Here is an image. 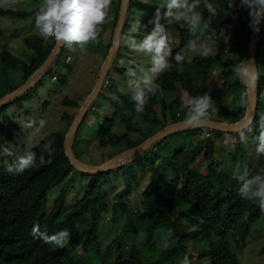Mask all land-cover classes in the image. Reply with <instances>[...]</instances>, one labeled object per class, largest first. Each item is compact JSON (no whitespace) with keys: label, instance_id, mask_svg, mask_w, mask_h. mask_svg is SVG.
<instances>
[{"label":"trees","instance_id":"trees-1","mask_svg":"<svg viewBox=\"0 0 264 264\" xmlns=\"http://www.w3.org/2000/svg\"><path fill=\"white\" fill-rule=\"evenodd\" d=\"M209 2L216 6L217 14L211 18L210 28L205 31L204 36L209 38L210 42L215 41L221 37L220 33L223 29L229 39L250 44L253 31L248 27V10L239 5V0H235L231 7L228 6V0H209ZM15 5L16 2L7 8L0 6V16L7 15L15 19L30 18L34 22V14L40 4L34 8L29 7L30 5L20 8L14 7ZM120 5L121 0H112L111 19L99 26L97 42L88 44L92 45L98 54L97 57L102 60L106 58L113 44ZM135 6L138 7L137 11L133 8ZM156 8L163 7L140 0H128L120 43L128 34L131 24L137 20L146 26L141 27L139 32L134 34L137 40L150 32L153 25L148 23L149 20L144 19L141 10L151 13ZM198 11H201L204 18L210 15L204 8L203 2ZM139 14L142 17L133 21L132 18ZM165 26L178 29L177 41L173 42L174 56L193 37L183 22ZM108 30L110 31L109 39L102 44L101 38ZM202 38L201 36L200 39ZM22 40L32 51L28 61L7 51L0 53L2 69L20 70L21 84L42 65L56 44L55 40L45 41L37 34L26 35ZM66 47L62 45L53 61L56 62L55 65L63 62L64 69L70 71V64L65 62V59L64 61L61 59ZM117 51L118 57L135 61L132 57L121 54L119 48ZM170 62L172 67L160 73L156 79L163 89V94L150 97L143 113L135 112L134 104L130 100L131 91L118 89L112 80L108 81L104 88L112 91L113 95L102 94L101 99H108L110 109L107 113L100 114L101 105L96 102L91 103L70 140L73 156L78 159L72 150L73 142L77 139L80 125L88 112L92 114L93 121L90 124L91 128L88 127L91 130L86 131L85 134L89 133L91 137L88 139L83 134L84 137L80 139L86 140L87 147L94 141L95 144L92 143V145H96L101 150L115 145L121 146L115 153H110V159L155 134L150 130L143 131L141 127H136L134 118L151 127L161 126L159 131L167 125L169 114L180 119L178 121H183L181 118H184L186 108L182 106V100H187L189 96L208 94L214 102L213 107H217L222 115L220 123L233 125L245 118L248 90L239 76L234 72L236 77L233 80H226L225 88L216 85L213 80L212 71L225 66V62L217 54L196 56L190 63L185 61L176 64L171 58ZM147 63L144 64L147 66ZM112 64L113 62L110 67ZM237 64L233 65L234 69L239 66ZM112 69L119 76L127 79L124 75L126 67L112 66ZM222 72L227 73L225 70ZM254 72L257 74L255 109L251 125L248 123L242 130L246 132L247 127L251 126L253 134L248 136L247 145H241L239 132L236 133L234 142L237 148L229 153V159L232 160L234 168L236 163L241 162L243 168L250 169L251 165L248 161L256 153L254 136L257 134L260 119L264 117V22L257 35ZM52 76L62 85L67 82V76L64 73ZM37 84L32 82L23 93L30 94ZM16 88L14 87L13 90ZM242 93L246 94L244 106L239 103ZM4 96V94L0 95V98ZM18 97L20 101V96L17 95ZM61 101L66 106H78L76 100L67 96H64ZM2 106L0 110L3 109ZM212 113L210 110L209 120H212ZM62 118L66 121L70 119L65 131L50 132L31 147L37 159L41 155L44 156V164L37 163V166L26 169L18 175L7 173L4 166L0 164V264H165L177 253H180L183 259L185 256L189 259L196 253L199 261L204 260L202 264H241L236 249L244 248L253 225L259 221L264 211L260 210L257 203L245 200L239 195L241 185L237 179L239 173L236 174L233 171L234 168H231L230 172L223 170L220 167L222 163L214 157L217 152L219 156L224 154L220 151L221 145L220 148L216 146L220 143L216 144L215 139L223 141L219 130H210L202 126L204 128L202 132L212 133V138L201 137L191 149L176 150L169 155H162L156 150L157 143H154L141 157L139 152H135L123 157L103 172L90 174L77 170L65 155L64 140L74 117L64 112ZM14 130L10 117L4 115L0 121V144L4 145L13 141ZM128 132H137L141 136L137 140H132L127 135ZM49 140L52 141L53 148L51 155L44 151V145ZM24 150L22 149V153ZM259 157L264 164V155ZM12 159L13 157H10V160ZM144 168L149 174L148 183L141 192V198L136 201L137 210L133 211L130 207L134 202L130 195L139 186L138 172ZM237 170L243 173L239 171V168ZM167 172H171V176L166 186L163 180ZM77 173L81 175V178H85L86 185L73 186V179ZM116 177L120 179L115 180ZM119 184L120 188L115 190ZM56 187H59L58 193L50 199L49 194ZM71 189H76L78 194L69 200ZM177 198L185 201L195 213L185 218L189 226L193 227L190 230L177 228L179 226L177 215L181 214V212L177 214L175 210ZM34 224H38L41 231H46L48 234L68 229L69 243L60 249L33 239L30 232ZM106 228L114 230L108 233ZM157 228L166 232L169 237L167 240H174L172 246L160 251L156 258L149 261L143 259L141 249L135 246H131L127 255L123 254L124 239L130 230L137 229L150 239ZM80 236L83 237L82 251L78 253L71 242ZM103 239L106 241L103 242ZM190 239L206 240L208 245L193 252L182 243L183 240ZM113 249L117 250L114 258L111 257ZM178 261L182 262L179 258ZM189 264H191L190 260Z\"/></svg>","mask_w":264,"mask_h":264},{"label":"rangeland","instance_id":"rangeland-1","mask_svg":"<svg viewBox=\"0 0 264 264\" xmlns=\"http://www.w3.org/2000/svg\"><path fill=\"white\" fill-rule=\"evenodd\" d=\"M140 1L146 3H155L163 7V0ZM14 2H16V5L14 7L20 8L22 6L28 7V5H30L29 7L34 8L37 6V4H41L42 0H0V6L7 8L10 6V4ZM133 8L135 9V11L138 10L137 6ZM141 11H143V17L145 20H150L151 18H153L155 13V10H153L151 13L147 10ZM140 17L142 16H140L139 14L137 17L132 18V20L135 21ZM161 22L165 25H170V23L175 22L179 24L181 23L175 20L171 22H164L162 20ZM165 28L166 31L173 37V42H176L178 36V29L173 26H165ZM30 34L39 35L38 30L35 29L34 22H32L30 18L15 19L7 15L0 16V53L7 51L13 55L22 58L25 61H28L32 54V51L25 46L22 39L24 36ZM191 34L193 39L196 40H200V37L202 36L199 31ZM109 35V30L105 34H103L101 38L102 44L108 41ZM49 40L53 41L54 39L50 38ZM118 48L120 49L121 54L126 55L127 57H132L137 62L147 63V58L144 57L143 54L132 52L130 49L127 48L123 41L122 43H120ZM117 52L118 51L116 50V53L112 60V66L127 67L129 59L118 57ZM210 54H217L220 59L225 62L224 68L219 67L216 70L212 71L213 80L215 84L219 85L222 88H225V81L233 80L236 77L233 65L238 63L239 67H241L242 62L246 59V57L249 56L250 44H244V42H239L235 39H228V41L226 42V38L219 37L215 41L209 43L208 55ZM97 56L98 54L95 52L92 45L87 44L82 48L66 47L61 59H63V61L65 59V62H68L70 64V71H66L64 69L63 62H61L59 65H55L56 62L53 61L51 62V65L47 67V69H45L39 76L34 79L33 83H38L34 91H32L30 94L25 92L18 95L20 96V101H18L19 97L17 98L16 96L4 103L3 106L0 105V108L1 106L3 107V109L0 110V121H2L4 115H8L11 120V125H13L15 128L13 141L5 143L4 146L11 147L14 155H20L22 154V149H26L27 147H33L41 140L42 136L53 131H65L67 129L70 119L67 121L66 119H63V113L66 112L69 114V116L71 115L75 119L77 113L81 109L89 93L95 86L101 65L103 63L102 58ZM112 66L109 67L107 71L108 77L106 75L105 79H109L108 81L112 80L114 86L118 89L121 88L123 90L131 91L126 83V80L119 76L116 71L112 69ZM251 67L252 68L248 69L250 74L253 72V63ZM51 70L52 72L50 73ZM222 70H225L227 73L223 74ZM60 73H64L67 76V82L63 85L61 83H58L57 79H54V77L52 76L53 74L56 75ZM22 84L21 71L18 69L3 70L0 60V95H8L19 87H21ZM14 87L17 88L13 90ZM102 94H106V96H112L113 92L109 91V89H101L96 99H94L93 102H96L97 104L101 105V107L99 108L100 114L107 113L110 109L108 99H106L107 101L101 99L103 97ZM64 96L76 100L78 102V106L71 107L62 104L61 100ZM214 108L215 111L212 113L211 118L213 121L219 122V120L222 119V115L217 110V107ZM40 119H44L46 121L44 128H40L38 126V122ZM167 119L168 121L166 122L167 125L165 127L177 122H181L178 121L180 119L175 118L172 114H169ZM133 120L135 126L141 127L143 131L150 130V132L156 133L158 129L161 128V126L151 127L148 124L137 121L136 118H134ZM92 121V114L88 112L84 122L82 123V125H80V133L77 136V139H75V141L73 142L72 150L76 154L78 160L81 161L83 164L88 166H97L108 162L110 159V153H115L118 149H120L121 146L115 145L112 148L109 147L101 150L96 145H92V143L95 144V142L93 141L87 147L86 140L84 138L80 139V137H84L83 134L87 136L88 139L91 137L89 133L88 135H86L85 133H87L86 131L89 132L91 130L90 124L92 123ZM29 123H31V127L26 126ZM88 127L90 128L88 129ZM208 129L211 130V128ZM203 130L204 128L202 127H187L178 129L154 142L155 144L157 143L155 146L156 150L162 155H169L170 153H173L176 150L191 149L198 139H201V137L203 139L207 138L204 136V133L206 132H202ZM212 130L215 129L212 128ZM236 133L237 132L230 133L220 131L223 141L220 142L218 139H215V141L217 142L216 144L220 143L219 145H216L217 148H220L221 145L220 151L224 154L222 156H219L217 152L215 153L214 157L219 163H222L220 167L223 170L229 172L231 168H234L232 160L229 159V153L233 149L237 148V145L234 142ZM127 135L132 140H137L141 136L137 132H128ZM209 137L212 138V133ZM153 144H151L150 146H152ZM240 144L247 145V141H240ZM148 148L149 147H146V149L139 151V156L141 157L142 154L148 151ZM249 155H251V153H249ZM7 159L11 161L10 157H8ZM249 162L251 165L250 169H247L246 167L243 168V164H241L240 162L239 164H235V168L233 171L236 172V174L239 173L238 175L246 173L248 178H253L258 175H264V164L262 163L257 153H254V156L248 161V163ZM157 166L159 167L160 164L158 163ZM238 168L239 171L241 170L243 173L238 172ZM138 176L140 178L139 186H137L130 195L131 200L134 202L130 207L133 211L137 210L138 208V203L136 201L141 198V192L145 185L148 183L149 174L144 168L143 170L138 172ZM170 176L171 172H167L163 180V182L166 183V186L168 185ZM114 179L118 180L120 179V177H116ZM86 183L87 182L85 178H81V175L77 173V175L73 179L72 184L73 186L78 187L86 185ZM120 186L121 185L119 184V187L117 186L115 190L119 189ZM58 190L59 187L53 189L49 194V198L53 199L57 195ZM76 194H78L76 192V189H71L69 191V200L72 199V197H74ZM175 210H177V214L181 212V214L177 215L179 216V226L177 227L178 230L192 229L193 227L189 226V223L185 220V218L188 216H193L195 214L193 209L185 201L177 198L175 199ZM105 230L108 231V233H111L114 229L106 228ZM82 238L83 237L80 236L76 240L71 242V245L76 250H78V253L82 251ZM167 238H169L168 235L161 228H157L154 235L150 239H147L146 235H144L141 231H138L137 229L136 231L130 230V232L125 236L124 239L125 245H123L122 249L123 254L127 255L130 251L131 246H135L141 249L143 259L145 261L153 260L157 257L160 251L167 249L168 247L174 244V240H167ZM105 241L106 240L103 239V242ZM182 243L188 246L193 252H196L199 248L208 245V242L206 240L201 241L200 239L183 240ZM262 248H264V214L259 219V221L253 225L251 233L246 240L244 248L236 249L241 264H264V251H262ZM116 255L117 250L113 249L111 251V257L114 258ZM178 258L180 259V261H183L182 255L180 253H177L175 256H173V258H171L170 261H167L165 264H181L179 263ZM188 260H190L191 264H202L204 262L203 259L200 261L198 260V258L196 257V253H194Z\"/></svg>","mask_w":264,"mask_h":264},{"label":"clouds","instance_id":"clouds-1","mask_svg":"<svg viewBox=\"0 0 264 264\" xmlns=\"http://www.w3.org/2000/svg\"><path fill=\"white\" fill-rule=\"evenodd\" d=\"M201 2L210 14L208 18H204L201 11H198ZM234 3L235 0H228L229 7ZM111 4L112 0H42L34 14V26L45 41L51 38L68 48H82L90 42H97L99 26L111 19ZM239 5L248 10L249 29L258 33L259 25L264 21V0H239ZM216 14V6L209 0H163V8H156L153 18L148 21L153 25L151 31L142 39L137 40L134 34H137L141 27L146 26L142 25L139 20L131 24L128 34L122 38L123 43L132 52L143 54L148 62L146 66L144 63L129 61L124 73L127 78L126 83L131 90L130 100L134 104L136 113L144 112L150 97L163 94V89L156 79L160 73L172 67L170 58L176 64H181L185 61L190 63L196 56L208 55L210 39L204 34L210 28L211 18ZM162 20L183 22L189 33L199 31L203 38L189 39L184 48L173 56V37L166 31ZM220 36L226 38V42L229 39L223 29ZM120 42V40H114L113 44L119 46ZM243 64L246 68H252L251 65H246L244 62ZM234 72L239 76L242 72L241 67L237 66ZM244 74L248 75L247 72ZM256 79L257 74L252 72L250 81ZM101 89H103L102 86ZM239 103L241 106L245 105L246 94H241ZM182 106L186 108L183 123L191 128L202 127L210 119V110L215 111L213 100L208 94L189 96L187 100H182ZM45 124L44 119L38 122L40 128H44ZM249 125H251V117H249ZM26 126L31 127L32 125L29 123ZM238 131L241 142H246L248 136L253 134L251 126L247 127L246 132ZM254 139L256 140V153L264 155V117L259 121ZM44 151L51 155L53 151L51 140L45 143ZM8 157H13V159L9 161ZM37 163L44 164V156L41 155L37 159L31 147H27L20 155H14L11 147L0 144V164L4 166L7 173L22 174L26 169L37 166ZM237 179L241 182L239 195L245 200L257 203L260 210L264 211V175L248 178L245 173L239 175ZM30 235L33 239L41 240L47 245L60 249L66 247L70 240L68 229L48 234L46 231H41L38 224L32 226ZM181 264H189L187 256Z\"/></svg>","mask_w":264,"mask_h":264},{"label":"water","instance_id":"water-1","mask_svg":"<svg viewBox=\"0 0 264 264\" xmlns=\"http://www.w3.org/2000/svg\"><path fill=\"white\" fill-rule=\"evenodd\" d=\"M127 4H128V0H121L120 11H119V16H118V21L116 24L115 32H114L113 41L114 40H120V33L122 30L123 22H124L125 15H126ZM263 22L264 21H262V23L259 25V28H261ZM257 35H258L257 32L252 33L251 42H250V54L243 61L246 65L252 66V63H253V72H254V52H255V47H256ZM62 45L63 44H58L56 42L54 48L51 50L50 54L45 59V61L42 63V65L26 79V81L21 85V87H19L18 89H16L12 93L0 98V105L6 103L10 99L16 97L17 95H19V94L23 93L25 90H27L30 87L31 83L34 81V79L37 76H39L51 64V62L53 61L56 54L59 53V51L61 50ZM117 48H118V46L114 45V44H112V46L110 47L109 52H108L106 58L103 60V63L101 65L100 72H99L98 78L96 80L95 86L93 87L92 91L89 93L84 104L82 105L81 109L77 113L74 121L72 122L70 129L68 130V132L66 134L65 140H64L65 155L67 156V158L70 160L71 164L77 170L84 172V173L95 174V173L103 172V171L109 169L110 167H112L113 165H115L123 157L130 155L132 153H135V152L142 151L143 149H146V147H149L151 144H153L154 142L158 141L159 139L165 137L166 135H168L171 132H174L178 129L187 128L184 125L183 121L169 125L163 129L159 130L157 133H155L153 136L149 137L148 139H146L145 141H143L139 145L121 151L120 153L115 155L113 158H111L108 162H106L100 166L85 165L73 156V154L71 153V150H70V140H71L75 130L77 129L79 123L81 122L82 117L84 116L86 110L91 105V103L94 101V99H96V97L98 96V93L101 91L103 79L107 74V71L111 65V62L113 60V57L116 53ZM243 62L241 64L242 72L239 75V78L244 83V85L246 86V88L248 90L247 114H246L245 118L242 121H240L239 123L233 124V125L224 124V123L216 122L213 120H208L203 126L211 128V129L213 128V129L219 130V131L234 133V132H239L238 130H243L248 125L249 117H251V119H252L253 112L255 109V104H256L255 81H250V75L251 74L248 72L249 68H246L244 66ZM245 72H247L248 75H245L244 74Z\"/></svg>","mask_w":264,"mask_h":264},{"label":"built area","instance_id":"built-area-1","mask_svg":"<svg viewBox=\"0 0 264 264\" xmlns=\"http://www.w3.org/2000/svg\"><path fill=\"white\" fill-rule=\"evenodd\" d=\"M107 83H108V79H104L102 83V87L104 88L107 85ZM210 134H211L210 132H206L204 133V136L208 138Z\"/></svg>","mask_w":264,"mask_h":264},{"label":"bare ground","instance_id":"bare-ground-1","mask_svg":"<svg viewBox=\"0 0 264 264\" xmlns=\"http://www.w3.org/2000/svg\"><path fill=\"white\" fill-rule=\"evenodd\" d=\"M249 72V71H248Z\"/></svg>","mask_w":264,"mask_h":264}]
</instances>
